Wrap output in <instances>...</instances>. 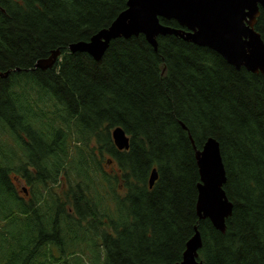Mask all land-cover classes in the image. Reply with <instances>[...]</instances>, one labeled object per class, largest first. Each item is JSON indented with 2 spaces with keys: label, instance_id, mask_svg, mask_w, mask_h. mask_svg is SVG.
I'll return each mask as SVG.
<instances>
[{
  "label": "trees",
  "instance_id": "trees-1",
  "mask_svg": "<svg viewBox=\"0 0 264 264\" xmlns=\"http://www.w3.org/2000/svg\"><path fill=\"white\" fill-rule=\"evenodd\" d=\"M126 7L0 0V72L10 71L0 78V264L28 243L23 228L43 205H64L62 258L35 264H176L195 226L206 264H264V75L175 35L158 36L157 48L143 34L116 38L99 60L70 52ZM255 28L264 41L262 8ZM57 48L53 67L34 69ZM117 126L128 149L114 143ZM209 137L233 203L225 232L196 210L194 144Z\"/></svg>",
  "mask_w": 264,
  "mask_h": 264
},
{
  "label": "water",
  "instance_id": "water-1",
  "mask_svg": "<svg viewBox=\"0 0 264 264\" xmlns=\"http://www.w3.org/2000/svg\"><path fill=\"white\" fill-rule=\"evenodd\" d=\"M261 8L264 9V0H127L126 9L108 27L99 30L88 41L71 43L68 48L70 52H87L99 60L116 38L143 34L157 48L158 36L175 35L215 50L237 69L244 67L264 75V41L255 28ZM161 18L175 20L178 27L163 24ZM61 53L60 48L52 50L49 56L36 62L34 69L53 67ZM9 73L0 72V78ZM111 134L118 149L129 148L130 138L121 126L114 127ZM194 147L200 174L197 214L199 219H209L216 229L225 232L233 203L224 189L227 177L220 144L214 137H209L201 149L195 144ZM157 178L158 171L153 168L150 187ZM202 245L201 232L195 226L183 258L176 264H206L199 259Z\"/></svg>",
  "mask_w": 264,
  "mask_h": 264
},
{
  "label": "flooded vegetation",
  "instance_id": "flooded-vegetation-1",
  "mask_svg": "<svg viewBox=\"0 0 264 264\" xmlns=\"http://www.w3.org/2000/svg\"><path fill=\"white\" fill-rule=\"evenodd\" d=\"M26 191V190H25ZM26 194L28 192L26 191ZM63 189L57 188V197L62 199ZM45 211L43 217H39L40 214L36 213V217H32L28 220V224L23 228L25 233L27 232L28 243L23 249L17 247L15 256L11 253V264H35L37 262V256L42 259L43 256L48 254L54 255L57 258H62V238H63V207L64 205H43ZM70 210V206L66 207ZM84 223L87 225L89 219H86ZM89 222V226H90ZM0 229H3L0 227ZM110 231V229H108ZM90 248V247H89ZM26 252V254H25ZM24 253V254H23ZM36 259L32 262V256Z\"/></svg>",
  "mask_w": 264,
  "mask_h": 264
},
{
  "label": "rangeland",
  "instance_id": "rangeland-1",
  "mask_svg": "<svg viewBox=\"0 0 264 264\" xmlns=\"http://www.w3.org/2000/svg\"><path fill=\"white\" fill-rule=\"evenodd\" d=\"M108 206H111V205H108ZM121 206V205H120ZM118 214V213H117ZM121 217H122V210L119 214ZM92 245H90V248L89 250L86 252V255H85V259L86 261L89 263L91 261V259L94 258V254L92 253V249H91Z\"/></svg>",
  "mask_w": 264,
  "mask_h": 264
}]
</instances>
